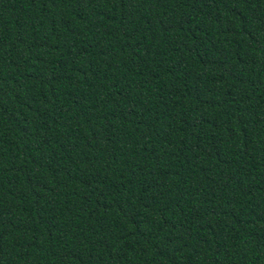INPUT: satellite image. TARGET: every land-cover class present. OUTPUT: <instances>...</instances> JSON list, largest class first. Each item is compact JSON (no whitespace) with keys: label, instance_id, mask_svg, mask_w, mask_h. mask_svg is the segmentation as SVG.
<instances>
[{"label":"trees","instance_id":"1","mask_svg":"<svg viewBox=\"0 0 264 264\" xmlns=\"http://www.w3.org/2000/svg\"><path fill=\"white\" fill-rule=\"evenodd\" d=\"M0 264H264V0H0Z\"/></svg>","mask_w":264,"mask_h":264}]
</instances>
